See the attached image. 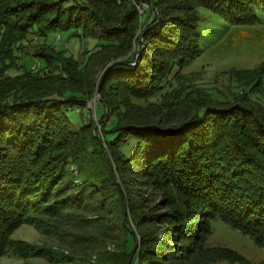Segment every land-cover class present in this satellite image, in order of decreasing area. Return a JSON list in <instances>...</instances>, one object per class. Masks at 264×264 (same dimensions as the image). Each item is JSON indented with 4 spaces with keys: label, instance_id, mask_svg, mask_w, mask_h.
I'll use <instances>...</instances> for the list:
<instances>
[{
    "label": "trees",
    "instance_id": "obj_1",
    "mask_svg": "<svg viewBox=\"0 0 264 264\" xmlns=\"http://www.w3.org/2000/svg\"><path fill=\"white\" fill-rule=\"evenodd\" d=\"M143 1L0 0L5 54L33 29L37 36L72 29L98 42L87 60L81 57L78 70L86 76L79 88L62 63L78 59L44 46L32 53L45 60L42 77L25 73L0 83V256L12 251L49 264H85L12 239L27 223L46 234H72L73 243L120 238L121 249L96 264H202L206 255L264 264L202 240L208 219L220 217L264 246V107L250 97L262 90L264 64L237 72L243 93L232 98H214L180 73L200 52L199 7L244 25L258 20L264 0H149L148 11ZM97 64L104 74L98 116L105 147L128 186L127 203L93 123L74 131L68 116L91 97L86 77ZM134 180L149 197L133 192L140 191ZM126 208L139 240L127 228ZM68 217L81 232L61 230Z\"/></svg>",
    "mask_w": 264,
    "mask_h": 264
},
{
    "label": "rangeland",
    "instance_id": "obj_2",
    "mask_svg": "<svg viewBox=\"0 0 264 264\" xmlns=\"http://www.w3.org/2000/svg\"><path fill=\"white\" fill-rule=\"evenodd\" d=\"M143 8L153 7L152 2L144 0ZM140 6V5H139ZM139 12L145 18L140 7ZM199 22L197 32L200 36L199 47L200 52L193 58L180 72L186 83L191 86H197L205 90L210 96L214 98H232V93H243L242 87L236 80V74L240 71L255 69L261 64H264V12H258V20L253 24L232 25L226 22L219 15L207 10L204 7L198 8ZM143 18V19H144ZM77 31V30H76ZM11 35V39L13 34ZM98 42L95 39L83 37L76 34L74 30H58L50 31L45 35L37 36V32L33 29L22 39L18 49L12 46L11 54L2 52L1 37H0V83L6 82L10 79H21L25 73L30 75L38 74L42 77V70L45 67V60L33 55L34 51L39 50L42 46L53 48L56 52L62 54L64 57L78 59L77 64L62 61L63 64H68L73 69L76 80L75 87L79 88L85 72L79 71L78 67L81 59L87 60L92 51L97 48ZM8 48V47H7ZM82 57V58H81ZM59 64L62 65L63 64ZM81 72V73H80ZM65 75V74H64ZM67 75V74H66ZM104 74L100 66L94 65L90 72L89 78L92 86V95L89 99L84 101L85 107L82 109L77 107L73 111H69V120L71 122V129L76 131L79 127H88L90 123L96 130L101 143L104 146L106 154L111 163L112 170L115 175L116 182L119 184L123 192L124 200L127 203V191L129 189L124 179L115 167L111 159L110 152L105 147L103 139V130L99 113L102 112V105L100 104L101 95L100 88L104 81ZM85 80V79H84ZM262 90L251 92L250 97L259 105L264 107V75L261 80ZM140 105H146V100H135ZM89 115V118L87 117ZM108 118V110H106V117ZM89 121V122H88ZM87 126H84L85 123ZM113 124L110 120L109 125ZM81 149L78 150V152ZM112 161V162H111ZM70 169L73 174L79 177V172L75 163H70ZM89 165L85 164V173H89ZM86 170V171H85ZM128 171V170H126ZM137 177L136 179H139ZM130 179V178H129ZM141 179V178H140ZM136 182L135 189L140 191L133 192L143 194L147 197L150 191L145 187L143 182ZM134 184V183H132ZM159 195L156 196V199ZM89 217L94 216L88 213ZM128 219L127 228L130 230L137 240H139V232L131 219V214L128 208L125 209V214ZM61 230L71 232H81V228L77 226L75 218L68 217ZM209 231L205 233L206 236L202 240L205 241L207 247H224L232 249L251 263H261L264 260V246H258L250 235L244 234L238 229L224 223L220 217H211L208 219ZM60 231V230H59ZM97 234L99 229L95 228ZM117 230L113 229V232ZM210 232V233H209ZM11 238L15 240H23L29 243L46 245L54 250L73 256L76 259L80 257L85 264H96L101 258L108 254L118 252L122 245H120V238L110 239L106 235H102L97 242L89 244L88 242L73 243L75 238L72 234L59 236L57 234L42 233L32 224H21L11 234ZM80 242V241H79ZM97 257V258H96ZM202 264H232L228 261H212V258L206 255V258H200ZM0 264H49L43 258L38 257H23L12 251L5 252L0 256ZM67 264V263H64ZM109 264V263H102ZM236 264V263H235Z\"/></svg>",
    "mask_w": 264,
    "mask_h": 264
}]
</instances>
